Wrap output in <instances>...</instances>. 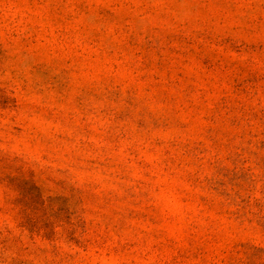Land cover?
I'll return each mask as SVG.
<instances>
[{
    "label": "rangeland",
    "instance_id": "rangeland-1",
    "mask_svg": "<svg viewBox=\"0 0 264 264\" xmlns=\"http://www.w3.org/2000/svg\"><path fill=\"white\" fill-rule=\"evenodd\" d=\"M0 264H264V0H0Z\"/></svg>",
    "mask_w": 264,
    "mask_h": 264
}]
</instances>
